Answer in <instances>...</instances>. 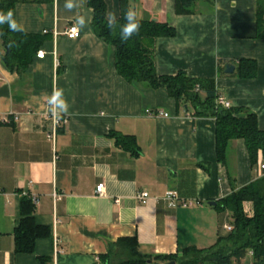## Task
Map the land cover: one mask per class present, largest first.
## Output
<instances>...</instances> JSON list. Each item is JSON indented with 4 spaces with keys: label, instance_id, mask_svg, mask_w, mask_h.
Here are the masks:
<instances>
[{
    "label": "crops",
    "instance_id": "crops-1",
    "mask_svg": "<svg viewBox=\"0 0 264 264\" xmlns=\"http://www.w3.org/2000/svg\"><path fill=\"white\" fill-rule=\"evenodd\" d=\"M105 1L106 13L118 18L121 0ZM126 1L138 17L175 29L173 37L155 40L158 75L184 71L214 79L230 107L254 113L264 129V38L255 36L262 0H197L187 15L175 13L174 0ZM65 2L16 3L15 20L43 38L38 50L45 52L24 70L7 68L0 39V264H101L100 256L120 238H135L144 256L213 245L227 232L223 225L231 224L227 211L209 204L231 192L225 167L216 161L215 119L194 115L164 88L127 82L114 67L113 48L90 24L77 26V39L67 38L77 10H66ZM79 11L92 20L87 0ZM240 58L255 60V77L236 75ZM228 64L231 73L224 72ZM54 88L63 90L70 108L51 140L47 98ZM150 110L168 116H150ZM112 132L129 139L116 143ZM228 160L237 188L263 173L261 155L252 169L241 139L231 142ZM100 183L102 196L96 193ZM168 191L187 205L171 206ZM141 192L148 193L145 203L136 198ZM24 197L32 199L34 222L49 235L37 238L31 253H16Z\"/></svg>",
    "mask_w": 264,
    "mask_h": 264
},
{
    "label": "trees",
    "instance_id": "trees-1",
    "mask_svg": "<svg viewBox=\"0 0 264 264\" xmlns=\"http://www.w3.org/2000/svg\"><path fill=\"white\" fill-rule=\"evenodd\" d=\"M53 0H0V11H13L18 2H45ZM197 0H174L177 15L194 13ZM92 9L90 28L94 35L113 48L114 67L127 82L143 83L152 89L164 88L167 94L179 104H187L196 116L215 119L216 161L225 167L231 192L218 200L215 207L230 214L232 229L218 236L207 248L194 246L182 250L181 255H140L135 238H120L110 244L101 264H240L251 252L252 264H264V172L243 187H236V175L228 160L232 141L241 139L248 154L249 164L256 168L258 155L264 163V129L258 128L257 117L245 108L223 107L216 103L218 93L214 79H200L188 76L184 71L175 75H158L154 68V43L158 37H173L175 29L154 18H139L141 28L138 34L127 42L120 39V29H109L105 20L106 1L87 0ZM129 8L126 0L119 3V24H123L124 12ZM0 39L4 46L3 60L8 69L24 70L43 43L38 34L14 32L8 24H0ZM264 38V0L257 2L256 35ZM256 62L240 58L236 62V75L249 79L256 75ZM116 143L127 141L126 136L109 134ZM131 139V138H130ZM134 147V146H133ZM132 147V148H133ZM245 203L252 206L251 214L245 211ZM34 205L30 197L20 200V220L14 232V251L31 253L39 237L49 235L46 227L39 226L33 218Z\"/></svg>",
    "mask_w": 264,
    "mask_h": 264
},
{
    "label": "clouds",
    "instance_id": "clouds-1",
    "mask_svg": "<svg viewBox=\"0 0 264 264\" xmlns=\"http://www.w3.org/2000/svg\"><path fill=\"white\" fill-rule=\"evenodd\" d=\"M84 0H66L65 9L68 11H76L75 23L79 28H85L91 23V17L85 14H81L79 9L83 7ZM105 20L107 22V27L109 29H115L119 27L120 29V39L122 42H127L133 35L138 34L141 28V23L138 18L137 12L128 8L124 12V23L119 24L117 15L114 12H107L105 15ZM8 24L11 31L23 32L25 31L22 24L18 23L13 18V11L10 9L7 13L0 11V24ZM2 34V33H0ZM48 112L54 121L59 122V120L69 113L70 104L65 98L62 89L54 88L51 95L47 98Z\"/></svg>",
    "mask_w": 264,
    "mask_h": 264
},
{
    "label": "built area",
    "instance_id": "built-area-1",
    "mask_svg": "<svg viewBox=\"0 0 264 264\" xmlns=\"http://www.w3.org/2000/svg\"><path fill=\"white\" fill-rule=\"evenodd\" d=\"M48 31L47 30H43V33H47ZM65 35L67 36V38L69 39H77L79 36H80V31L77 27V25L75 23H71V24H68L67 28H66V31H65ZM45 52L42 51V50H38L37 53H36V57L37 58H43ZM52 56H53V61H54V68L58 67L59 66V61L56 57V52L53 51L52 52ZM216 103L218 105H221L223 107H230L229 103L218 93V96H217V99H216ZM148 115L150 116H165L167 117L168 114L167 113H162L161 111H148L147 112ZM52 118V116H51ZM52 121H53V127H52V131L50 134H48V138L53 140L54 137H55V130L58 126H61V125H64L66 122H67V118L65 116H63L59 122H56L53 120L52 118ZM259 170L261 172H264V163H262L260 166H259ZM96 193L100 196H102L104 194V183H100L96 186ZM53 196L55 197L56 195L53 194ZM136 198L138 199L139 202L141 203H145L147 198H148V193L147 192H141L140 194H137L136 195ZM164 198L169 202V204L171 206H176L177 204H180L182 206H186V202L185 200H182L180 199L178 196H177V193L176 192H173V191H168L164 194ZM34 200V199H33ZM223 228L225 229V231H230L232 229V225L231 224H224L223 225ZM251 252L249 251L247 253V258H251ZM248 264H252V262L248 263Z\"/></svg>",
    "mask_w": 264,
    "mask_h": 264
},
{
    "label": "water",
    "instance_id": "water-1",
    "mask_svg": "<svg viewBox=\"0 0 264 264\" xmlns=\"http://www.w3.org/2000/svg\"><path fill=\"white\" fill-rule=\"evenodd\" d=\"M233 71H234V66L233 65H230V64L226 65L225 70H224L225 73H231ZM209 204L215 205L216 203L215 202H209ZM157 264H160V263H157ZM165 264H174V262L171 261V262H168V263H165Z\"/></svg>",
    "mask_w": 264,
    "mask_h": 264
},
{
    "label": "rangeland",
    "instance_id": "rangeland-1",
    "mask_svg": "<svg viewBox=\"0 0 264 264\" xmlns=\"http://www.w3.org/2000/svg\"><path fill=\"white\" fill-rule=\"evenodd\" d=\"M251 262L250 258H246L244 261H242L240 264H248Z\"/></svg>",
    "mask_w": 264,
    "mask_h": 264
}]
</instances>
